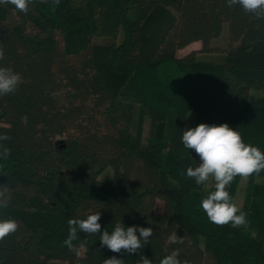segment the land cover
<instances>
[{"label": "trees", "instance_id": "1", "mask_svg": "<svg viewBox=\"0 0 264 264\" xmlns=\"http://www.w3.org/2000/svg\"><path fill=\"white\" fill-rule=\"evenodd\" d=\"M28 9L0 4V66L21 76L0 96L10 149L0 185L11 196L0 219L19 224L0 241V264H160L177 249L180 264H264V170L249 176L246 225L214 224L201 207L214 185L187 176L200 158L182 142L194 112L192 127L228 123L264 152V18L228 0H30ZM226 23L223 60L178 55L195 41L214 51ZM240 180L227 186L233 202ZM97 212L101 233L151 227L150 242L114 253L78 230L77 259L64 244L68 220ZM173 234L184 242L170 243Z\"/></svg>", "mask_w": 264, "mask_h": 264}, {"label": "clouds", "instance_id": "2", "mask_svg": "<svg viewBox=\"0 0 264 264\" xmlns=\"http://www.w3.org/2000/svg\"><path fill=\"white\" fill-rule=\"evenodd\" d=\"M30 0H0V4H12L21 12L27 13ZM228 5H240L244 11L253 13L257 18H264V0H228ZM4 58L0 48V60ZM21 83V76L11 68L0 66V96L16 90ZM9 137L0 134V141ZM182 142L186 149L195 150L201 163L196 167L187 168V176L195 178L197 184H205L209 179L215 181L214 191H211L202 201V209L208 219L217 225L231 223L233 227L245 226L246 214L233 202L227 186L237 176L247 178L254 173L264 170V152L259 147L246 144L235 128L228 123L207 124L200 123L195 127L186 128L182 135ZM10 149L0 143V156L7 157ZM11 196L7 185H0V208H7ZM101 213L89 214L85 219L71 218L68 220L69 235L64 240L65 246L74 251L77 259L80 252L76 250L73 241L77 240V231L87 233L88 236L99 234L101 246H106L114 253L134 255L139 249L150 242L153 235L151 227H125L116 223L111 234L104 230L101 233ZM19 224L14 219H0V241L17 231ZM170 243H183V239L173 234L169 237ZM179 250H173L166 255L160 264H180ZM104 264H124L123 259L112 256ZM140 264H152V261L143 257Z\"/></svg>", "mask_w": 264, "mask_h": 264}, {"label": "rangeland", "instance_id": "3", "mask_svg": "<svg viewBox=\"0 0 264 264\" xmlns=\"http://www.w3.org/2000/svg\"><path fill=\"white\" fill-rule=\"evenodd\" d=\"M122 38V35L120 34V36L118 37V40H120ZM228 43V23H226L224 25L223 31L221 33V35L217 38H215L213 40L212 45L215 47V50L212 52H202V43L200 41H195L192 42L191 44L187 45L184 48H181L178 50V55L179 56H183L186 55L190 52H197L198 56L201 59H205V60H213V61H221L224 59L225 56V48L227 46ZM194 116L195 113L194 112H190L189 113V117H188V121H187V128H191L194 122ZM149 133V120L146 119V123L144 126V134L145 136H147ZM59 138H64L63 136H60ZM201 163V161H200ZM112 176V170L111 169H107L101 176V178L103 179H110ZM248 180L249 177L244 178L241 177L240 180V184L238 187V190L236 192V200L235 203L239 206V208L241 209L243 204H244V200H245V194H246V188H247V184H248ZM258 182H262V178H258L257 179ZM215 184V181L213 179H209V181H207L205 183V188L209 189L212 185ZM164 202L160 199H158L157 201V209L159 211H161L164 207ZM201 243L202 245H204V240L201 239Z\"/></svg>", "mask_w": 264, "mask_h": 264}]
</instances>
